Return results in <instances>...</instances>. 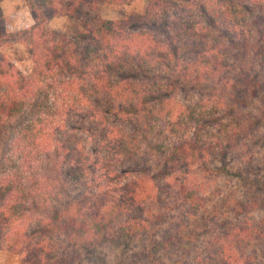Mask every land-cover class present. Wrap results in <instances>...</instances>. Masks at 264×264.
<instances>
[{
  "label": "trees",
  "instance_id": "obj_1",
  "mask_svg": "<svg viewBox=\"0 0 264 264\" xmlns=\"http://www.w3.org/2000/svg\"><path fill=\"white\" fill-rule=\"evenodd\" d=\"M0 0V248L18 264H264V0ZM65 15L75 35L48 21ZM22 44L29 73L12 61Z\"/></svg>",
  "mask_w": 264,
  "mask_h": 264
},
{
  "label": "rangeland",
  "instance_id": "obj_2",
  "mask_svg": "<svg viewBox=\"0 0 264 264\" xmlns=\"http://www.w3.org/2000/svg\"><path fill=\"white\" fill-rule=\"evenodd\" d=\"M147 0H135L120 6L103 4L98 16L101 18H118L131 12H140ZM1 9L7 20V27L10 31H16L28 27L33 23L25 0H3ZM48 26L55 30L63 31L69 35H75L79 30V23L65 15L55 16L48 21ZM8 52L12 61L24 73L31 69V59L26 48L17 41L10 43ZM19 255L0 248V264H18Z\"/></svg>",
  "mask_w": 264,
  "mask_h": 264
},
{
  "label": "crops",
  "instance_id": "obj_3",
  "mask_svg": "<svg viewBox=\"0 0 264 264\" xmlns=\"http://www.w3.org/2000/svg\"><path fill=\"white\" fill-rule=\"evenodd\" d=\"M4 15H5V14H4ZM6 17H7V16H6ZM6 17H5V18H6ZM51 19H52V18H51Z\"/></svg>",
  "mask_w": 264,
  "mask_h": 264
}]
</instances>
